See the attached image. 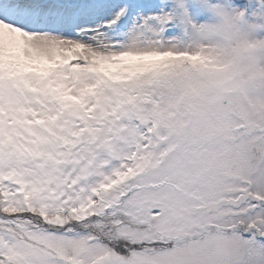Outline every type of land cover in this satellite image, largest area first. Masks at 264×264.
<instances>
[{"label": "snow or ice", "instance_id": "6c2138e0", "mask_svg": "<svg viewBox=\"0 0 264 264\" xmlns=\"http://www.w3.org/2000/svg\"><path fill=\"white\" fill-rule=\"evenodd\" d=\"M0 264H264V0H0Z\"/></svg>", "mask_w": 264, "mask_h": 264}]
</instances>
